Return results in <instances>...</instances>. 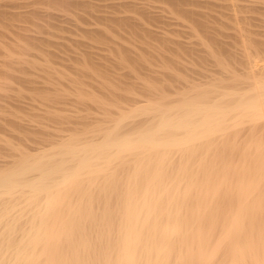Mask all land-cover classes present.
<instances>
[{"label":"bare ground","instance_id":"obj_1","mask_svg":"<svg viewBox=\"0 0 264 264\" xmlns=\"http://www.w3.org/2000/svg\"><path fill=\"white\" fill-rule=\"evenodd\" d=\"M166 1L189 15L194 27L216 43L211 25L199 19L197 9L192 12L198 16L192 17L191 10L183 8L186 0L182 6L180 0ZM76 3L0 0V73H10V68L3 69L5 63H41L43 57L37 53L34 59V51L13 50L30 46L21 45L22 38L43 41L44 47L50 40L48 44L60 47V40L41 37L44 32L37 35L34 28H28L32 37L26 36L27 18L41 10L38 5H46L45 12L46 7L81 5ZM217 3L225 10L219 16L228 19L220 21V17L218 23L233 30L232 42L240 51L228 50L221 40L219 44L225 46L220 45V52L228 58L232 52L239 54L241 60L235 57V62L241 61V68H229L216 85L193 88L192 94L173 103L136 101L111 123L106 119L110 124L103 118L105 127L92 129L97 135L87 131L91 133L87 137L84 129L83 136L62 134L34 152L0 160V264H264V46H256L264 44L251 36L247 14H240L242 8L264 11V0ZM147 5L146 12L151 7ZM72 40L80 46L81 41ZM135 116L148 118L135 124L137 119H129ZM120 169L126 170L121 171L125 176L121 188L114 181ZM96 183L98 194L93 189ZM93 195L102 203H93Z\"/></svg>","mask_w":264,"mask_h":264},{"label":"rangeland","instance_id":"obj_2","mask_svg":"<svg viewBox=\"0 0 264 264\" xmlns=\"http://www.w3.org/2000/svg\"><path fill=\"white\" fill-rule=\"evenodd\" d=\"M77 1L81 4L77 7L68 6L69 8H67L65 6H56L57 8L55 7V10L53 7V10H51V8L47 9L46 7L47 13L52 11L50 16L47 13L45 14L46 10L43 12L46 5H38L41 10H38V12H36L37 14L34 12L30 13V15H33H29L27 18L29 20H27L28 23H26V30H28V28L33 30L32 28H34L35 32H38L36 33L37 35L41 34L39 31H43L44 33H42L44 35H40L41 37L46 34L45 38L51 36L52 42L60 40L58 43H60L62 47L60 44V47H57V44L53 45L54 43L48 44L51 43L49 40L50 42L48 41L47 45L50 46L47 47V45H45L47 47V49H45L46 47L42 45L43 41L39 42L38 45L31 38H29L28 41H24V38H22L20 39L21 45L25 42L26 44L29 42L28 44L31 46L32 42V48H30V46L27 47V45V48L25 47L26 49L13 47V50H16L15 52L17 53L24 52L22 54H25L27 49L26 54L34 51V53H31V55H35L34 59H36L37 56L40 58L43 57L41 58V63L37 62L38 64L35 63L34 65L33 63L32 65L29 61H26L28 64H21V62H19V64L12 63L11 65V63H7L8 65H6L5 63L2 65L3 69H7L8 72V68H10V73H7V75L0 73V160H7L8 157V160L10 158L12 159V156H17L23 152H34V149L56 142L62 134H74L75 137H77V134L83 136V131L92 133L94 126L95 130L99 131L97 127L103 126L108 119L109 122L112 121L113 119L111 118L118 117L120 112L123 114V112L128 111L126 108L130 109L131 104H134V102L135 105L137 103L140 104L147 98L152 100L151 103H157L158 101V103L160 102L163 104L165 102L169 104L168 101L171 103L173 100H175L173 102H176V100L182 98V95L192 94V91H194L193 88H201L203 90V88L207 85L209 86L211 82V85H216L217 81L221 79V75H223V77L226 76L224 74L227 72L225 73L224 71L229 70V68L237 69L239 66L240 68L242 67V65H240L242 64L241 61L240 63L238 62L239 64L235 62L237 60L235 57H238L239 60L241 59L239 58L240 55L237 54L240 53L239 48H236L239 45L237 46V42H232L233 38L231 35L233 34V30H231L228 25L226 26L225 24L218 23L220 17V21L227 22L228 20L224 16H219V12H225L224 8L221 9V7H218L219 4L217 2H219V0H186V4L181 2L184 0H180V3H182L181 6L185 4L183 8L186 11H188V9L191 10L188 12L194 14L193 16L191 15L192 17L199 12L198 15L200 14V18H198L201 20L204 19V22L211 25H209L211 27L210 35L216 38L214 40H217L216 43H212L211 40L208 39L209 37L207 38L202 31L194 27L190 18H187L190 17L189 15L184 16L183 12L177 11L175 7L169 3H165L167 2L166 0H164L165 2L163 0ZM82 2L84 5H82ZM221 2L223 3V1H220V4ZM209 3L215 5L211 6ZM238 3L240 4V2ZM146 5L147 7L151 6L149 9L146 7L150 12L145 11ZM160 6L163 9H159ZM151 8L153 10H151ZM243 9L244 8L240 9V14L241 12L242 15L247 14L245 16L251 19L248 21L251 25L248 24V26H250V30L252 28L251 31L255 34L252 33L251 36L257 43L259 41V43L261 42V44H264V40H262L264 39V28L261 29L262 25H264V22H261L264 21V11L256 10L255 12V10H253L251 12L248 8H245L246 11L245 9L243 11ZM195 10L198 12H192ZM159 11L164 17L161 16ZM142 12H146L148 15ZM165 12L168 15L164 14ZM52 13H57V17L55 16V18V14L52 15ZM156 13L160 16H156L158 15ZM61 15L63 19H60ZM120 15L123 16L120 17ZM104 16L105 18H103ZM169 16L174 17L170 18ZM252 16H254V21ZM132 17L133 19L131 21ZM165 17L168 20L171 19L172 21L169 20L171 23L166 20ZM120 18L124 20L122 21ZM128 20L131 22L129 25ZM49 21H51V23H49ZM30 22L33 23L31 24L33 27L29 25ZM88 28L89 30H91L90 28L93 29L91 31L92 33L87 30ZM157 30L158 32H155ZM159 30L162 32L161 34ZM20 31L22 33L26 32ZM45 31H50L51 35ZM83 31H86V33ZM213 31L218 33L215 34ZM21 32H18V35H20ZM29 32L28 30V35L25 33L26 36L32 37V31L30 35ZM15 34H17V32ZM15 34L14 36L16 37ZM25 34L22 35L25 36ZM215 35L217 37H215ZM33 37L36 38L38 36ZM65 38L67 41H65ZM72 38L74 41H81L80 44L77 42L80 46H77L75 42H73L74 44L70 43L73 41ZM221 40L224 41L220 43L227 45L219 44L218 41ZM217 42L219 46L216 45ZM36 44L38 45L37 47ZM207 45L209 47H207ZM220 45L225 46V48L227 47V49L231 51H237L238 49V52H235L238 56H236L235 53L233 54L234 51L232 52V56L235 60L233 57L231 58V55L230 58H228L229 56L225 57V55H222L220 52ZM256 46L262 48L264 45ZM84 50L87 52L85 55ZM42 52H44V54ZM29 55H25L24 57L30 60L33 57L31 58ZM40 58H38L37 61H40ZM231 59L234 60L236 67L232 64ZM32 61L33 59L31 62ZM13 64L16 65L15 69H13ZM222 66L226 68L224 67L223 69ZM17 67L21 70H17ZM197 84L200 86H197ZM202 84H204L203 87L201 86ZM176 89L182 91L180 92L181 94L178 93ZM172 92L173 94L177 92L179 98L173 95ZM115 93L118 94V97L114 96H117ZM166 94L168 96H166ZM136 101L138 102L136 103ZM147 101L148 99L145 102ZM102 104L106 105L102 107ZM138 118L135 116L133 120L131 118L129 119L131 121H136L137 119L135 122L136 124L138 121H144L148 117L138 116ZM140 118L144 120H140ZM131 121H127L126 119L128 124H130ZM109 122L107 121V124ZM128 124L125 125L127 126ZM125 125H123V127ZM107 126L108 125H106V127ZM126 126L124 128H126ZM121 129L122 127L120 130ZM121 131L123 132L125 129ZM89 132L86 133L87 137L91 134H89ZM95 134L96 133H94V135ZM206 159L208 158H205V163L208 162ZM121 171L125 172L126 170L120 169V172H115V174L119 175L118 178H121L120 182L117 179L118 175H115L116 178L114 179V181H117L120 188L123 186L125 178L124 172L122 174ZM98 184H93L94 188H92L94 191L95 187H97L96 191H98ZM100 184L103 185L101 181ZM117 184H114L116 188ZM96 194H98V192H96ZM93 196L96 197V201L94 200L95 202L93 203H102L99 196L98 199L96 195Z\"/></svg>","mask_w":264,"mask_h":264}]
</instances>
